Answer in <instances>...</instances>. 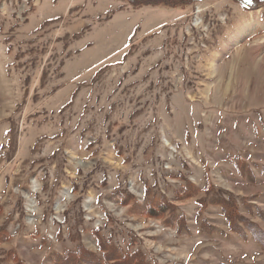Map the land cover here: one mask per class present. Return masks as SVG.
Segmentation results:
<instances>
[{"label":"rangeland","instance_id":"obj_1","mask_svg":"<svg viewBox=\"0 0 264 264\" xmlns=\"http://www.w3.org/2000/svg\"><path fill=\"white\" fill-rule=\"evenodd\" d=\"M185 1L0 0V264H264V0Z\"/></svg>","mask_w":264,"mask_h":264},{"label":"trees","instance_id":"obj_2","mask_svg":"<svg viewBox=\"0 0 264 264\" xmlns=\"http://www.w3.org/2000/svg\"><path fill=\"white\" fill-rule=\"evenodd\" d=\"M124 1V0H121ZM134 8L147 7V6H163V7H179L182 5H190L187 1L181 0L177 2L176 0H125ZM187 6V5H186Z\"/></svg>","mask_w":264,"mask_h":264}]
</instances>
